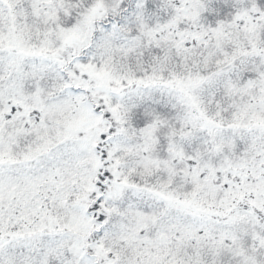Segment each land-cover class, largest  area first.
Here are the masks:
<instances>
[{"label":"snow or ice","instance_id":"6c2138e0","mask_svg":"<svg viewBox=\"0 0 264 264\" xmlns=\"http://www.w3.org/2000/svg\"><path fill=\"white\" fill-rule=\"evenodd\" d=\"M0 264H264V0H0Z\"/></svg>","mask_w":264,"mask_h":264}]
</instances>
